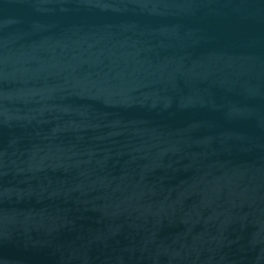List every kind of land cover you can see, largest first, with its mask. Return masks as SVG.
<instances>
[{"label": "water", "instance_id": "1", "mask_svg": "<svg viewBox=\"0 0 264 264\" xmlns=\"http://www.w3.org/2000/svg\"><path fill=\"white\" fill-rule=\"evenodd\" d=\"M0 264H264V0H0Z\"/></svg>", "mask_w": 264, "mask_h": 264}]
</instances>
